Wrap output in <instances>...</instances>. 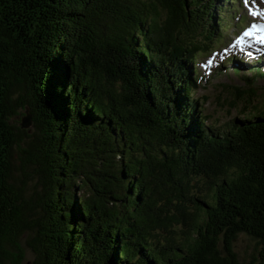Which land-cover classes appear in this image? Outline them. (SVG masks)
<instances>
[{"label":"trees","instance_id":"trees-1","mask_svg":"<svg viewBox=\"0 0 264 264\" xmlns=\"http://www.w3.org/2000/svg\"><path fill=\"white\" fill-rule=\"evenodd\" d=\"M233 1L0 0V264H264V99L193 96Z\"/></svg>","mask_w":264,"mask_h":264},{"label":"rangeland","instance_id":"rangeland-1","mask_svg":"<svg viewBox=\"0 0 264 264\" xmlns=\"http://www.w3.org/2000/svg\"><path fill=\"white\" fill-rule=\"evenodd\" d=\"M251 4V0H249ZM256 4L260 8H264V0H256ZM224 11L227 13L223 18V25L221 31L211 34L209 41L210 50L199 52L195 56L194 62L190 64L192 68L198 70L195 74L199 81H196L197 87L193 92L194 98L198 99L199 106L202 113L207 117L205 123L209 126L223 128L226 123L235 117H239L240 108L243 103L251 102L248 105V110L240 116H244L253 108V104H260L264 99V77L256 76L253 82H247L243 76H250L251 68L257 65V57L264 54L263 49H259L252 53L251 56H246L245 53L241 55L235 53V48L230 46V41L239 33L243 26L248 24L250 20L256 19L249 15L248 9L245 5H240L239 0H234L230 5H227ZM228 46L227 51H221ZM215 51V52H214ZM260 52V53H259ZM259 53V54H257ZM236 55V57L243 58V64L237 66L239 71L233 72V67H236L231 62L228 66L223 63L224 58L229 55ZM211 60V63H209ZM250 60V61H248ZM261 62L264 58L258 59ZM258 64H262V63ZM264 63V62H263ZM208 64V65H207ZM254 66V67H253ZM25 111L19 110V113L11 118V123L20 126L22 119L25 117ZM28 132H31L33 126L31 122L25 127ZM33 186L30 182L29 187ZM23 235L21 241L24 245ZM234 251L237 253L241 264H256L258 262V255L260 251V244L257 240L252 239L245 233H240L235 240ZM32 258L29 249L26 248L25 259L23 264H28Z\"/></svg>","mask_w":264,"mask_h":264},{"label":"snow or ice","instance_id":"snow-or-ice-1","mask_svg":"<svg viewBox=\"0 0 264 264\" xmlns=\"http://www.w3.org/2000/svg\"><path fill=\"white\" fill-rule=\"evenodd\" d=\"M248 13L253 18H259V22H252L238 35L234 43L239 46L245 43V38H252L257 44L264 45V8L258 7L256 0H243ZM251 55V53H249ZM211 63V60H209Z\"/></svg>","mask_w":264,"mask_h":264},{"label":"water","instance_id":"water-1","mask_svg":"<svg viewBox=\"0 0 264 264\" xmlns=\"http://www.w3.org/2000/svg\"><path fill=\"white\" fill-rule=\"evenodd\" d=\"M29 123H30V122H29V117H28V116H25V117L22 119V122H21L20 126H21L22 128H25V127H27V125H28Z\"/></svg>","mask_w":264,"mask_h":264}]
</instances>
